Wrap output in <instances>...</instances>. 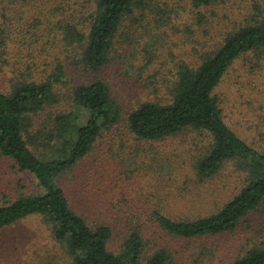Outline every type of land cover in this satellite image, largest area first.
Masks as SVG:
<instances>
[{
  "label": "rangeland",
  "instance_id": "374dc122",
  "mask_svg": "<svg viewBox=\"0 0 264 264\" xmlns=\"http://www.w3.org/2000/svg\"><path fill=\"white\" fill-rule=\"evenodd\" d=\"M95 2L0 1V90L8 92L15 82L41 81L62 65L64 79L56 84L61 101L33 118L34 134L50 127L54 113L73 108V85L103 80L120 103L122 118L103 130L90 152L61 176L70 205L88 223L110 225L108 248L113 252L120 251L135 227L146 237L147 253L165 248L171 264H231L264 242V202L230 232L190 238L160 229L151 216L154 208L172 218L209 214L238 192L244 176L229 162L206 181L189 179L206 133L188 128L155 141L138 140L128 130L126 117L144 101L170 102L180 63L196 67L227 33L264 23V0H216L200 6L191 0H140L120 23L108 62L91 72L75 62L82 46L64 40L63 32L71 24L86 33ZM213 95L225 123L264 152V47L238 57ZM38 189L31 173L0 154V204ZM0 264L73 263L41 217L33 215L0 229Z\"/></svg>",
  "mask_w": 264,
  "mask_h": 264
},
{
  "label": "trees",
  "instance_id": "16d2710c",
  "mask_svg": "<svg viewBox=\"0 0 264 264\" xmlns=\"http://www.w3.org/2000/svg\"><path fill=\"white\" fill-rule=\"evenodd\" d=\"M214 1L191 0L194 6ZM139 2L96 0L86 33L66 24L64 40L82 46L75 62L84 70L99 71L108 62L120 23ZM1 41L0 27V45ZM261 47L264 23L227 33L196 67L184 62L178 65L170 102L144 101L128 113V130L138 140L155 141L188 128L206 133V143L189 167V179L206 181L229 162L244 176L238 192L209 214L172 218L154 208L152 219L165 232L190 238L230 232L264 202V152L248 144L225 123L213 95L229 66L241 55ZM64 75L62 65H57L41 81L15 82L8 92L0 90V154L11 158L19 170L31 173L39 187L38 191L20 193L0 204V229L38 215L73 264H171V255L165 248L147 253L146 237L135 227L130 228L119 252L109 250L110 225L88 223L70 205L60 184L61 176L90 152L103 130L121 120L122 108L107 84L93 78L72 86V109L54 113L48 129L32 134L33 118L61 101L56 84L63 81ZM35 143L40 146V155L35 153ZM159 168L167 170L164 165ZM168 176L171 177L169 169ZM231 264H264V242L249 247Z\"/></svg>",
  "mask_w": 264,
  "mask_h": 264
}]
</instances>
